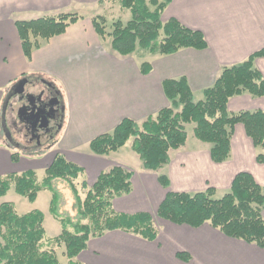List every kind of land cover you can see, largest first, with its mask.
<instances>
[{"label": "crops", "instance_id": "0c3cea01", "mask_svg": "<svg viewBox=\"0 0 264 264\" xmlns=\"http://www.w3.org/2000/svg\"><path fill=\"white\" fill-rule=\"evenodd\" d=\"M102 1L0 0V116L11 86L23 75L38 73L60 85L66 101V118L53 146L42 155H27L14 161L11 152L0 145V174L45 169L55 153L62 151L84 167V174L79 178L84 177L92 184L102 170L118 163L135 171L132 191L113 200L115 209L124 212L156 210L167 191L159 181L160 174L169 177L172 190L195 191L208 186L218 189L226 183L230 187L240 170L251 171L264 184V174H257V171L264 173V162H258L255 153L260 148L254 145L242 123L235 126L236 130L239 125L240 134L234 131L231 154L223 162L212 159L211 144L203 145L206 141L195 147L188 146V136L184 145L170 150V160L157 170L134 168L119 153L121 147L100 155L92 152L89 145L93 138L113 129L126 117L142 122L169 106L163 87L166 78L185 75L194 96L198 92L204 97V89L215 82L224 65L241 62L264 47V0H171L162 19L177 17L184 24L202 30L208 46L185 47L163 55L144 50L128 55L114 51L111 38H101L92 20L97 14L107 15L106 11L91 10ZM61 11H77L83 17L68 25L64 32L50 37L27 58L15 20ZM143 61L151 62L150 72H142ZM256 65L264 74V56L256 58ZM232 108H264V95H234L228 103V109ZM235 144L242 148L241 153L235 152ZM131 156L140 158L134 153ZM230 160L235 165L248 161L231 179ZM254 164L263 169L259 171ZM138 171L146 177L140 183L134 180ZM145 184L150 186L149 196ZM153 190L159 192L157 198ZM8 193L0 196V204ZM150 195L154 206L148 202ZM51 199L50 190L42 189L23 213L40 209L46 229ZM51 218V232L55 236L62 231V226L55 217ZM157 224L159 233L154 240L121 229L91 237L77 258L86 264H264V247L228 236L209 222L192 226L161 218ZM183 250L191 254L189 260L178 257V251Z\"/></svg>", "mask_w": 264, "mask_h": 264}, {"label": "trees", "instance_id": "16d2710c", "mask_svg": "<svg viewBox=\"0 0 264 264\" xmlns=\"http://www.w3.org/2000/svg\"><path fill=\"white\" fill-rule=\"evenodd\" d=\"M170 1L119 0L122 8L131 10L127 21L115 18L110 22L109 30L108 16L97 14L92 18L93 24L98 35L101 38L109 36L112 49L122 55L137 50L163 55L185 47L206 48L208 41L202 30L184 24L177 17L162 19ZM82 17L77 11H61L16 19L27 58L50 37L64 32L68 25ZM260 56H264V47L241 62L224 65L199 100L194 99L185 75L164 79L169 106L142 122L129 117L122 119L113 129L93 138L90 149L96 154H108L133 138L132 148L142 160L143 167L157 170L170 160L171 149L185 144L188 136L186 124L194 122L195 136L211 143L212 159L223 162L231 154L235 126L242 123L254 145L261 149L256 155L257 161L264 162V108L236 112L228 109L229 100L234 95H264V74L256 65V58ZM140 68L143 73H148L152 64L143 61ZM46 150L25 152L39 156ZM11 156L15 161L20 159L19 152H13ZM84 171L82 165L57 151L42 177L35 168L0 174V196L14 187L17 193L34 201L40 190H50V212L62 226L60 234L47 237L44 213L40 209L19 213L13 201L4 200L0 204V264H62L58 255L61 246H65L68 264H86L77 255L87 247L91 237L121 229L154 240L159 233L155 216L192 226L209 222L228 236L264 247V184L251 171L235 173L229 190L220 197L214 196L217 190L214 186L195 191L172 190L169 177L160 174L159 181L167 191L155 212L115 209L113 200L133 189L135 171L132 168L113 164L102 170L92 184L84 177L83 180L79 178ZM59 180L67 181L73 192L75 215L61 210L64 197L57 183ZM177 255L184 260L191 258V254L184 250L178 251Z\"/></svg>", "mask_w": 264, "mask_h": 264}, {"label": "flooded vegetation", "instance_id": "af4514ba", "mask_svg": "<svg viewBox=\"0 0 264 264\" xmlns=\"http://www.w3.org/2000/svg\"><path fill=\"white\" fill-rule=\"evenodd\" d=\"M26 77L24 91L19 92V81ZM46 81L23 75L11 86L3 106L2 123L8 143L27 151L49 150L53 146L66 118V101L62 90ZM30 82L33 86L26 91Z\"/></svg>", "mask_w": 264, "mask_h": 264}, {"label": "rangeland", "instance_id": "374dc122", "mask_svg": "<svg viewBox=\"0 0 264 264\" xmlns=\"http://www.w3.org/2000/svg\"><path fill=\"white\" fill-rule=\"evenodd\" d=\"M101 3L102 4H97L96 6H94L91 10H92V12H94V11L95 12H100V11H106L107 12L106 14H107V16L109 18V23H108V29L109 30L111 29L110 22L113 19L121 18L122 20L127 21L131 17V10L130 9H126V8H122L119 0H104ZM88 13L90 14V11H88ZM32 75L35 76V77L45 78L43 75L38 74V73H34ZM32 86H33V83L31 84V82H30L26 86V88H27L26 91L29 88L31 89ZM58 87H60V85ZM194 97H195L196 100H199V98L203 97V95H202V93H198L197 92V93H195ZM230 111L231 112H236L238 110H235V109L232 108ZM2 122H3V116L0 117V141L3 142L4 145L1 144V143H0V145L2 147H4V148L8 149L11 152V155H12L13 152H19L20 153V158L21 157H27V154H26L25 150L22 149V147L14 144V143L13 144L8 143V139H7L8 137L4 133V128L2 126ZM194 126H195L194 122H190V123L186 124V130H187V135H188V143H187V145L190 146V147H195V146H197V143L203 142V140H201L197 136H195V134H194ZM238 126L239 125H237L236 130H235V134H237V135L240 134V128L238 129ZM132 141H133V138H130L127 141V143L125 145H123V147L120 148V150H119L120 152L119 153H123L124 157L127 160H129L128 161L129 164L131 166H133L134 168H139V167L140 168H144L143 165H142V160L140 158H135V157L131 156V153H134L135 155H137V153L132 148ZM204 143H205V144H203L204 146L207 145V144H211V143H208V142H204ZM241 150H242V148L239 145L235 144V152L239 151V153H241ZM260 150L261 149H256L255 153L257 154ZM115 155H118V153L115 154ZM11 158H12V156H11ZM247 164H248V161H242L241 163H239V165H237V164L235 165V161L232 162L230 160V169H231L230 170V179H231V177H232L234 172L244 168ZM254 165L256 167L258 166L257 164H254ZM258 167L257 168L259 169V171L261 169H263V168H261V166H258ZM35 169L37 170L39 176L42 177L43 174H44V167H38V168H35ZM257 174L260 175V174H264V173L261 172V171L260 172L257 171ZM153 176H154V174H153ZM144 178H146L144 176V174H142V173H140L138 171L137 174H135L134 180L137 183H140ZM57 183H58V186L60 187V189H61V191L63 193V197H64L62 199L63 203L61 205V210L64 211V212L68 211L71 214L75 215L77 211L74 208V196H73V192L71 191V189L68 186V182L64 181V180H59ZM143 183H145V181H143ZM147 185L148 184H145V189H146V192H147V194L149 196V189H150L149 187L150 186H147ZM229 188L230 187L226 183V185H224L223 187H219L216 190V192L214 193V196H216V197L222 196L224 193H226L229 190ZM153 191L155 193L154 196L157 198V195L159 194V192L157 194V192L155 190H153ZM6 200H10V201L14 200V202L16 203V208H17L19 213H23L24 209L28 208L31 205L30 204L31 203L30 200L28 198H26L25 196H22L19 193H17L14 187H12L10 189ZM148 202H149L150 206H154L155 202H154V199H153V195H150V199H149ZM40 206H41V204H40ZM150 212H152V211H150ZM49 213H47V220H46L47 237L54 236V234H55V233L51 232L52 228L50 226V221H51V219L53 220V218H51V217H54V216H53V214L51 212H49ZM155 219H156V222L161 220V218H159L157 216H155ZM57 223L60 224L59 221ZM58 255H59V258H60V261H61L62 264H68V257L65 254V246H61V247L58 248Z\"/></svg>", "mask_w": 264, "mask_h": 264}, {"label": "water", "instance_id": "95a60500", "mask_svg": "<svg viewBox=\"0 0 264 264\" xmlns=\"http://www.w3.org/2000/svg\"><path fill=\"white\" fill-rule=\"evenodd\" d=\"M27 81H28V78H27V77H26V78H23V79H21V80L19 81V85H18V88H17V90H18L19 92L24 91L25 84L27 83ZM46 82H47L48 85H51V81L47 80Z\"/></svg>", "mask_w": 264, "mask_h": 264}]
</instances>
